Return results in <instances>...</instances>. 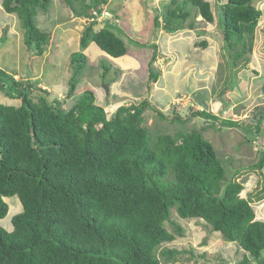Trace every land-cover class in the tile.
Wrapping results in <instances>:
<instances>
[{
  "label": "trees",
  "instance_id": "obj_1",
  "mask_svg": "<svg viewBox=\"0 0 264 264\" xmlns=\"http://www.w3.org/2000/svg\"><path fill=\"white\" fill-rule=\"evenodd\" d=\"M60 1L74 17L86 19L81 49L94 42L108 56L127 53L108 25L96 28L109 0ZM255 1L216 0V19L211 0H165L155 9V32L178 35L191 29L201 35L200 28L215 22L231 65L246 67L263 16ZM51 3L1 1L5 12L18 16L26 45L36 55L44 54L51 34L38 29L35 16L48 13ZM209 43L205 37L193 44L207 48ZM87 58L82 51L71 54L65 100L74 95ZM109 68L103 65V77ZM154 72L149 90L159 77ZM36 85L0 68V90L21 100L20 105L0 102V220L10 218L8 227L0 225V264L175 262L182 250L164 245L185 229L171 218L173 208L180 218L203 220L225 241L237 243L243 251L240 264H264V219L253 205L264 195H243L241 169L228 178L224 160L201 129L151 135L144 113L156 109L146 99L109 113L95 104L92 90L65 107ZM195 114L240 126V120L219 119L205 109ZM256 119L249 130L260 132L264 110ZM259 154L251 169H263L264 149ZM14 196L22 209L12 213L6 198Z\"/></svg>",
  "mask_w": 264,
  "mask_h": 264
},
{
  "label": "rangeland",
  "instance_id": "obj_2",
  "mask_svg": "<svg viewBox=\"0 0 264 264\" xmlns=\"http://www.w3.org/2000/svg\"><path fill=\"white\" fill-rule=\"evenodd\" d=\"M1 1V69L15 75L16 78L32 80L37 84V88L48 90L49 99L65 102V107L67 104L75 103L76 99H79L86 90L94 92L95 104L104 106L109 102L104 99L106 98L104 93L108 95L106 84L109 82V77L121 68L120 63L116 60H113L114 62L108 60L110 57L94 58L91 54L90 58H87L86 67L82 70L74 95L65 100L69 89L68 81L72 76L70 56L74 51H82L84 54L85 51L80 48V44L75 47L72 45L73 41L67 40L69 34L66 28L77 24L78 21L71 19L74 16L60 0H52L49 11L45 15L39 12L35 16L38 29L51 34L50 43L43 55H36L28 49L25 42V30L22 28L18 16L15 13L5 12ZM164 1L158 0L156 5H152L149 0L145 8L148 11L154 10L156 15V10L159 11L162 8ZM211 1L216 14L215 18L218 19L217 2L216 0ZM255 5L262 10L263 16L257 26L254 48L250 54L251 60L246 67L231 65L221 39L220 29L217 28L215 22L200 28V30H205V33L201 32V35L191 29H186L178 35L164 33L160 30L157 34L161 33L162 35L159 36L158 42L152 39L148 43L137 41V39L129 40L128 37L135 38L133 34L130 35L131 23L124 11L119 8L116 9L119 21L112 19V15L105 12L103 16H108L106 17L108 21L105 20L96 26L97 29H100L108 25V28L118 37L121 36L119 34L121 33L125 41L128 40V44H126L131 53L135 48L141 50V53L144 52L145 57L137 55L143 66L135 72L138 77L144 78V80L140 79V88L139 84L131 82L129 77L125 78L124 84L120 87L132 96L140 97L145 94L144 97L149 95L158 102L163 117L158 112H149V108L145 111L146 125L151 135H156L157 132L175 135L178 132L201 129L204 136L214 144L218 154L224 160L228 172L227 177H233L234 172L241 169L237 178L245 184L243 195L251 193L253 197L264 195V167L262 170L251 169V166L258 162L259 150L264 149V119L260 121L262 122L258 130L260 132L249 130L250 127L255 128L254 126L258 123L256 117L259 116V112L264 110L262 90L264 83V0H256ZM56 18L61 26L52 35L48 29L51 28L52 22H56ZM98 20L102 21V17L99 16ZM160 20L162 21V17ZM155 37L157 36L155 35ZM205 37L210 40L207 48L196 47L193 44L196 38ZM188 52L194 57H191L189 62H185L187 61L185 54ZM154 54L156 58L162 56V60L157 65L152 59ZM93 60L94 62H90ZM103 65L110 67L109 74L105 78L102 77ZM154 71L159 74V84L149 90V77L145 76H150V73ZM176 97L181 100L176 102ZM110 99L115 98H112L111 95ZM0 102L21 104L20 99L8 97L2 90H0ZM194 102L199 103L200 107ZM194 105L197 106L196 109H194ZM199 108L217 114L219 119L240 120V126L220 124V122H214L213 119L200 114L192 115ZM165 112L170 115V118L165 116ZM173 117L176 119L172 121ZM252 123L253 125H251ZM256 136L259 137L254 138ZM251 139L253 140L251 141ZM231 158H233L232 162ZM8 202L10 207L15 209H17V202L21 204L19 199L12 197ZM253 205L257 217L264 219V199L255 200ZM11 212L15 213V210L13 209ZM171 218L184 227L185 233L164 247H175L182 250L183 253L178 256L175 262H166L165 264H240L243 251L239 245L225 241L222 235L212 231L205 221L184 220L177 215L175 208L172 209ZM0 225L8 227L10 218L1 219ZM167 225L169 229H172L170 223ZM160 258L164 259L161 256Z\"/></svg>",
  "mask_w": 264,
  "mask_h": 264
},
{
  "label": "crops",
  "instance_id": "obj_3",
  "mask_svg": "<svg viewBox=\"0 0 264 264\" xmlns=\"http://www.w3.org/2000/svg\"><path fill=\"white\" fill-rule=\"evenodd\" d=\"M149 0H109V2L104 6L103 9V13H108L109 15H112V19H115L117 21H119V16L117 15V10L116 9H120L121 11H124L125 16H127L129 18V21L131 23V28H130V35H134L135 38H131L128 37L130 41L137 39V41H142V42H146L148 43L150 40L154 39L155 41L158 42L159 36L162 35L160 34H156L155 33V25H154V18H155V12L154 10H146L145 6L146 3ZM151 4H157L158 0H150ZM104 15V14H103ZM101 16L102 17V22L107 19L106 17L108 16ZM72 17V16H70ZM104 17V18H103ZM71 19H75V21H78L77 24L73 25V26H68L66 28L67 33L69 34V36L67 37V40L73 41L72 45H74L76 47V45L79 46V40L80 37L84 31L86 22L83 19H76L74 17H72ZM52 21V20H51ZM108 21V20H106ZM58 19L56 18V22H52L51 23V28H49L48 30L52 32V35L54 32H57L59 30V26H61L60 24H58ZM101 22V23H102ZM120 29V28H119ZM164 31V30H162ZM165 33V31H164ZM163 33V34H164ZM167 33V32H166ZM120 38H122V40L125 42V45L127 47V53L125 55H122L120 57H112L108 56L104 51H102L96 43H91L88 47H86L84 49L85 54L87 55L88 58H90V54L94 56V58H100V57H106L109 58L108 60L114 62L113 60H116L118 63H120L121 68L118 69V71L114 72L112 74L111 77H109V82L106 84V89H107V94L104 93V95L106 96V100H108V103H105V105L103 106L105 108V110L109 113L114 112L117 110V108L119 106L122 105H129V104H139L143 99H146L150 102V104L152 106H155L157 108H155L156 110H154L153 108H149L150 111H154L155 113L161 110L160 106L157 104L158 102L155 101L153 98H151L149 95L147 97H144L145 94L141 95L140 97H135L130 95L128 92L124 91L123 89H121V85L124 84L125 82V78L129 77V80H131V82L134 81V83H138L139 84V88H140V84H141V80L143 79V77H138L135 72L136 70L139 69V67L143 66V63L140 61L139 57L137 55H142L144 56V52L141 53V50H137L135 48V50L131 53L130 51H128V40L125 41L123 35L121 33H119ZM170 34V33H169ZM155 35L157 37H155ZM127 43V44H126ZM134 48V47H133ZM99 49V50H98ZM189 49V47H188ZM190 51V50H189ZM145 57V56H144ZM194 57L193 55L191 56L190 53H186L185 54V59L187 61L185 62H189V60H191ZM162 60V56H160L159 58L155 59V65L159 64V61ZM168 60V59H167ZM166 60V61H167ZM90 62H94L90 61ZM109 74L108 73L105 75L107 76ZM104 76V78H105ZM103 77V76H102ZM146 78L150 77L148 75L145 76ZM157 84H159V78L157 79V81L154 83L153 85V89L157 86ZM137 93V92H135ZM112 95V98L115 99H110ZM142 97H144L142 99ZM176 102H178V100H181L180 98H175ZM174 102V101H173ZM172 102V103H173ZM174 104V103H173ZM194 104L198 105L200 107V104L197 102H194ZM194 105V108H196L197 106ZM162 113V111H160ZM144 115H146V113H144ZM153 115V113H152ZM165 116L167 118H170V115L165 112ZM154 117V116H153ZM156 117V114H155ZM154 119V118H153ZM154 121V120H152ZM14 199H18V197H12ZM11 198H6V200L8 201ZM16 208H12L10 210H15V211H20L22 209V205L18 204V202L16 203Z\"/></svg>",
  "mask_w": 264,
  "mask_h": 264
},
{
  "label": "clouds",
  "instance_id": "obj_4",
  "mask_svg": "<svg viewBox=\"0 0 264 264\" xmlns=\"http://www.w3.org/2000/svg\"><path fill=\"white\" fill-rule=\"evenodd\" d=\"M95 13V12H94ZM104 13H103V11H102V13H101V15H100V17L103 15ZM105 15V14H104ZM99 21V24L102 22V21H100V20H98ZM69 82V81H68ZM194 107V106H193ZM194 109H196V108H194ZM199 109H201V108H199ZM196 111V110H195ZM173 119V118H172Z\"/></svg>",
  "mask_w": 264,
  "mask_h": 264
}]
</instances>
